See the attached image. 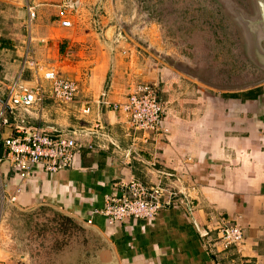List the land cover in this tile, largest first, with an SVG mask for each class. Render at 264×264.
I'll return each mask as SVG.
<instances>
[{
	"label": "crops",
	"instance_id": "1",
	"mask_svg": "<svg viewBox=\"0 0 264 264\" xmlns=\"http://www.w3.org/2000/svg\"><path fill=\"white\" fill-rule=\"evenodd\" d=\"M29 2L19 7L0 0V110L16 81L32 89L40 84L46 96L40 105L25 111L11 102L5 117L47 134H65L86 148L78 152L72 169L54 175L35 168L22 179L4 163L0 185L6 198L17 195V203L6 207H46L85 225L94 210L103 209L106 196L118 191L116 183L133 176L184 196L150 221L127 219L110 225L101 216L93 217L90 229L106 241L98 258L108 255L117 264H264V84L207 94L193 105L183 98L175 103L164 88V64L128 58L112 40L101 43L88 37L90 33L80 36L75 20L58 1ZM30 7L35 14L31 21ZM65 21L72 26L63 27ZM29 61L78 83V101H53L50 86L41 80L44 70L35 73L25 65L22 71ZM144 81L158 82L166 110V132L147 144L140 134L133 139L121 112L92 103L91 113L81 114V107L104 93L111 104L124 103ZM3 139L0 127V157ZM217 216L243 230L240 250L219 251L213 231Z\"/></svg>",
	"mask_w": 264,
	"mask_h": 264
},
{
	"label": "rangeland",
	"instance_id": "2",
	"mask_svg": "<svg viewBox=\"0 0 264 264\" xmlns=\"http://www.w3.org/2000/svg\"><path fill=\"white\" fill-rule=\"evenodd\" d=\"M54 1L75 20L80 36L112 40L128 58L164 64V88L175 103L183 98L193 105L207 94L264 84V0H65L79 1L74 11L62 8L64 0ZM29 62L23 63L24 70ZM140 84L160 87L156 81ZM105 242L86 224L56 210L5 206L1 211L0 206V264H99Z\"/></svg>",
	"mask_w": 264,
	"mask_h": 264
},
{
	"label": "built area",
	"instance_id": "3",
	"mask_svg": "<svg viewBox=\"0 0 264 264\" xmlns=\"http://www.w3.org/2000/svg\"><path fill=\"white\" fill-rule=\"evenodd\" d=\"M79 5V1L64 0L62 8L74 11L79 8ZM28 12L32 20L35 16L34 8H29ZM62 25L65 28L71 27L68 21L63 22ZM28 65L36 72H42L34 62H29ZM41 80L49 84L53 101L60 104L77 102L80 94L78 83L60 78L53 71H44ZM45 97L41 87L34 90L22 87L16 81L9 86L6 104L0 110V127L4 132L3 149L5 151L0 157V168L6 163L22 179L29 178L35 168H40L50 175L72 169L76 155L86 148L84 144L65 134H47L23 122L10 121L4 115L6 106H9L11 102L28 111L35 104L40 105ZM107 97V93L102 94L95 104L123 113L128 119L134 140L136 134H140L141 141L147 144L151 137L162 136L166 132L165 108L160 100L158 85H137L122 104H111L107 101ZM91 106L90 103L85 105L81 110L82 114L88 116L92 111ZM97 127L102 129L100 124ZM133 152L134 144L129 148L125 157L128 159ZM0 188L2 211L6 204L17 203V195L12 194L6 198L1 185ZM116 188L118 190L116 193L106 196L103 209L94 210L91 213V217L85 222L87 226L93 225L95 216L103 217L110 225L122 223L127 219L154 220L162 210L172 207L175 201L184 196L182 192L170 186L159 184L148 186L133 176L116 183ZM213 231L217 234L216 241L221 252L240 250L244 244L243 230L222 216L216 217Z\"/></svg>",
	"mask_w": 264,
	"mask_h": 264
},
{
	"label": "water",
	"instance_id": "4",
	"mask_svg": "<svg viewBox=\"0 0 264 264\" xmlns=\"http://www.w3.org/2000/svg\"><path fill=\"white\" fill-rule=\"evenodd\" d=\"M2 1H7V2H12L13 0H2ZM3 103V102H2ZM87 226V225H86ZM90 229V226H87ZM91 230V229H90ZM108 255L105 256V258H100L99 257V264H117L116 261H112L111 258L107 257Z\"/></svg>",
	"mask_w": 264,
	"mask_h": 264
}]
</instances>
